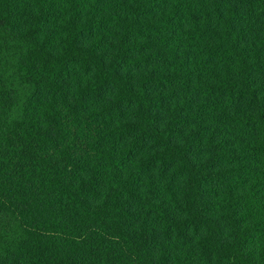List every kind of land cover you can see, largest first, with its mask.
<instances>
[{"label": "trees", "instance_id": "obj_1", "mask_svg": "<svg viewBox=\"0 0 264 264\" xmlns=\"http://www.w3.org/2000/svg\"><path fill=\"white\" fill-rule=\"evenodd\" d=\"M0 264H264V0H0Z\"/></svg>", "mask_w": 264, "mask_h": 264}]
</instances>
